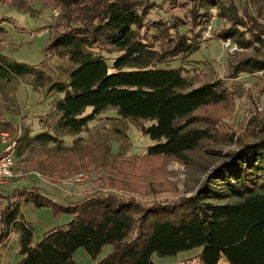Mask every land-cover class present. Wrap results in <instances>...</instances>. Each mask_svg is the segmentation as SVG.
<instances>
[{
    "label": "trees",
    "instance_id": "1",
    "mask_svg": "<svg viewBox=\"0 0 264 264\" xmlns=\"http://www.w3.org/2000/svg\"><path fill=\"white\" fill-rule=\"evenodd\" d=\"M24 1L29 0H11V6L36 11L33 6L26 8ZM214 1L62 4L57 19L62 29L51 34L46 48L56 49L72 64L65 80L48 87L61 94L55 103L61 112L60 126L80 132L109 109L124 118L150 119L153 123L142 125L141 131L154 143L147 146L143 157L126 161L134 164L171 156L185 163L187 152L213 137L211 129L197 125L195 113L226 102L228 88L220 78L199 80L203 75L196 69L162 64L186 59L201 48L203 25ZM240 6L241 1L220 6L225 24L213 31L215 38L229 37L247 50L230 63L232 77L264 70L262 30ZM154 9L166 14L150 19ZM153 42L166 45V50L158 54ZM104 53L116 54L107 58ZM44 71L41 65L0 53V79L30 76L42 85L49 78ZM87 108L90 112L83 114ZM14 128L10 120L0 119V130ZM36 137L53 139L44 134ZM224 155L226 160L195 194L146 206L113 192L97 191L80 203L64 205L34 186L6 193L0 189V245L19 222L21 257L16 264H76L73 254L79 247L96 256L105 244L112 245V251L96 264H154V254L172 256L194 247L200 251L192 258L202 264H217L221 257L229 264H264V117L253 118L238 135L235 148ZM229 198L235 201L214 202ZM21 202L51 207L55 214L67 212L72 217L66 227H52L33 243L30 223L16 220Z\"/></svg>",
    "mask_w": 264,
    "mask_h": 264
},
{
    "label": "rangeland",
    "instance_id": "2",
    "mask_svg": "<svg viewBox=\"0 0 264 264\" xmlns=\"http://www.w3.org/2000/svg\"><path fill=\"white\" fill-rule=\"evenodd\" d=\"M67 1L79 4L85 0L24 1L26 8L36 9L32 12L12 7L11 0H0V53L29 65H41L49 77L42 85L34 83L30 76L0 79V119L15 124L14 131L0 130V152L4 148L3 137L17 144L13 154L14 176L7 185L0 184V189L6 193L16 187L34 186L64 205L80 203L97 191L132 197L143 206L195 194L213 169L226 160L225 152L235 148L238 135L253 118L264 117V70L232 77L230 63L247 50L240 48L231 53L221 39L213 36L216 27L225 24L219 8L241 1L240 7L254 17L264 40V0H215L203 25L201 48L186 59L162 64L184 65L201 72L203 76L199 80L220 78L226 84V102L211 104L195 113L197 125L211 129L212 139L187 152L185 163L171 156H157L143 162L133 161L134 164L126 160L143 157L147 146L154 143L141 131V126L150 125L152 120L124 118L109 109L96 115L77 133L59 124L61 112L55 109V103L61 94L48 87L54 81L65 80L72 64L58 55L56 49L46 48L51 34L62 29L57 19L62 4ZM164 13L162 9H154L149 18ZM152 46L160 50L158 54L166 50V45L153 42ZM115 54L104 53V56L110 58ZM89 112L87 108L83 114ZM4 132L7 134L3 135ZM38 134L53 139L37 138ZM78 173L83 175L77 177ZM232 201L235 199L214 202ZM71 217L67 212L55 214L51 207H36L31 202H21L18 213L19 221L30 223L33 243L40 241L43 233L52 227H66ZM19 234L17 222L0 245V264H16L20 259ZM111 251L112 245L105 244L92 256L79 247L73 258L76 264H96ZM199 251V247H194L172 256L154 254L152 260L154 264H202L192 258ZM225 263L228 264L221 257L219 264Z\"/></svg>",
    "mask_w": 264,
    "mask_h": 264
},
{
    "label": "built area",
    "instance_id": "3",
    "mask_svg": "<svg viewBox=\"0 0 264 264\" xmlns=\"http://www.w3.org/2000/svg\"><path fill=\"white\" fill-rule=\"evenodd\" d=\"M56 13V11H54ZM222 45L231 53L237 52L240 47L231 38H223ZM7 134V133H6ZM5 132L3 135H6ZM4 144L3 150L0 152V184L7 185L10 179L14 176V150L16 142L10 140V138H2ZM83 174L78 173L77 177H81Z\"/></svg>",
    "mask_w": 264,
    "mask_h": 264
},
{
    "label": "crops",
    "instance_id": "4",
    "mask_svg": "<svg viewBox=\"0 0 264 264\" xmlns=\"http://www.w3.org/2000/svg\"><path fill=\"white\" fill-rule=\"evenodd\" d=\"M16 220L18 221L19 219H18V217L16 218ZM14 232V231H13ZM220 263V260L218 261V263L217 264H219ZM228 263V262H227ZM226 264V263H225ZM229 264V263H228Z\"/></svg>",
    "mask_w": 264,
    "mask_h": 264
}]
</instances>
